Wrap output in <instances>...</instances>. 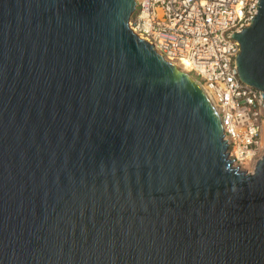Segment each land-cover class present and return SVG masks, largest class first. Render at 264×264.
<instances>
[{
  "label": "water",
  "instance_id": "1",
  "mask_svg": "<svg viewBox=\"0 0 264 264\" xmlns=\"http://www.w3.org/2000/svg\"><path fill=\"white\" fill-rule=\"evenodd\" d=\"M136 0H0V264H264V151L228 158ZM232 34L264 90V0Z\"/></svg>",
  "mask_w": 264,
  "mask_h": 264
},
{
  "label": "built area",
  "instance_id": "2",
  "mask_svg": "<svg viewBox=\"0 0 264 264\" xmlns=\"http://www.w3.org/2000/svg\"><path fill=\"white\" fill-rule=\"evenodd\" d=\"M258 0H136L129 26L204 86L234 167L253 172L264 151V90L242 82L232 34L251 24Z\"/></svg>",
  "mask_w": 264,
  "mask_h": 264
},
{
  "label": "bare ground",
  "instance_id": "3",
  "mask_svg": "<svg viewBox=\"0 0 264 264\" xmlns=\"http://www.w3.org/2000/svg\"><path fill=\"white\" fill-rule=\"evenodd\" d=\"M174 65H176L178 68H180L181 70H183L184 72H186L187 73V69H188V66L187 65H185L184 67H181L180 66V64L179 63H174ZM193 78H195L193 75H191ZM196 79V78H195ZM197 80V79H196ZM202 88H203V90L207 93V95H208V91H206V89L204 88V86L202 85L201 86ZM209 96V95H208ZM211 100V99H210ZM212 102V101H211ZM264 130V129H263ZM262 147H264V146H262Z\"/></svg>",
  "mask_w": 264,
  "mask_h": 264
},
{
  "label": "rangeland",
  "instance_id": "4",
  "mask_svg": "<svg viewBox=\"0 0 264 264\" xmlns=\"http://www.w3.org/2000/svg\"><path fill=\"white\" fill-rule=\"evenodd\" d=\"M182 63L185 64L184 61H181V64H180V63H179V64H180L181 67H184V66H182ZM197 79L200 80V77H197ZM262 139H263V140H262V146H264V130H263V133H262Z\"/></svg>",
  "mask_w": 264,
  "mask_h": 264
}]
</instances>
